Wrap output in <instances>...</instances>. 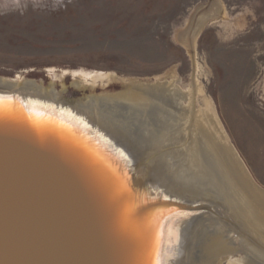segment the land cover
<instances>
[{
	"label": "rangeland",
	"instance_id": "374dc122",
	"mask_svg": "<svg viewBox=\"0 0 264 264\" xmlns=\"http://www.w3.org/2000/svg\"><path fill=\"white\" fill-rule=\"evenodd\" d=\"M212 5L221 14L206 22L191 52L180 37L192 35L202 13H215ZM71 69L173 80L182 92L199 85L195 108L209 98L264 189V0H0V76L45 86L56 80L61 91L60 75ZM64 82L71 99L124 88L78 89L70 74Z\"/></svg>",
	"mask_w": 264,
	"mask_h": 264
},
{
	"label": "bare ground",
	"instance_id": "6f19581e",
	"mask_svg": "<svg viewBox=\"0 0 264 264\" xmlns=\"http://www.w3.org/2000/svg\"><path fill=\"white\" fill-rule=\"evenodd\" d=\"M213 5L215 13H202L192 35L188 31L180 37L191 52L206 22L221 14ZM67 74L78 89L112 82L124 88L69 99ZM116 75L64 70L61 91L56 80L45 86L34 79L0 76V94L17 93L33 108H52L66 116L77 127L53 120L101 147L125 178L137 181L141 201L172 199L180 207V202L212 203L205 204L214 214L191 220L187 213L178 214V208L156 209L149 223L152 264H264V189L237 154L209 98L204 107L195 108L196 94L203 89L198 85L182 92L173 80L144 82Z\"/></svg>",
	"mask_w": 264,
	"mask_h": 264
},
{
	"label": "water",
	"instance_id": "95a60500",
	"mask_svg": "<svg viewBox=\"0 0 264 264\" xmlns=\"http://www.w3.org/2000/svg\"><path fill=\"white\" fill-rule=\"evenodd\" d=\"M53 119L77 127L0 94V264H152L157 208L214 214L204 200L141 201L101 147Z\"/></svg>",
	"mask_w": 264,
	"mask_h": 264
}]
</instances>
